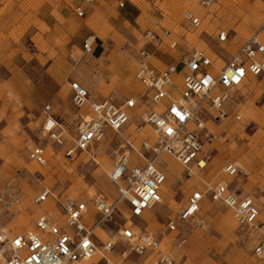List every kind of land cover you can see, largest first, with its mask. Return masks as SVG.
Masks as SVG:
<instances>
[{"label": "rangeland", "instance_id": "obj_1", "mask_svg": "<svg viewBox=\"0 0 264 264\" xmlns=\"http://www.w3.org/2000/svg\"><path fill=\"white\" fill-rule=\"evenodd\" d=\"M214 1L209 8L201 9L189 0H96L93 3L0 0V179L6 173L9 175L0 180V193L8 204L0 203V224L7 231L16 230L15 223L24 208L28 212L30 230L33 229L37 214L33 198L46 187L57 194L65 193L90 202L97 196L108 203L118 198L116 186L108 178L118 149L117 135L107 133L94 144L90 153L78 154L72 160L64 157V147L72 144L79 122L78 117L68 114L72 106L69 82L75 81L76 76L85 78L86 84L82 82V85L91 94L93 89L98 90L94 97L98 98L101 92L112 101H118V98L144 93L140 84V88L126 90L130 81H136L133 76L136 53L147 30L160 34L169 29L179 42L177 49L165 46L155 49L157 63L175 62L192 48L206 47L225 62L251 35L258 34L264 40V0ZM76 6L84 9L83 17L74 13ZM187 9H194L203 17L200 28L191 29L183 19ZM93 24L109 32L107 41L95 35ZM217 29L229 35V42L222 46L214 41ZM88 36H94L95 45H100L101 57L111 58L112 61L103 64L114 66L118 71L101 73L103 64L97 57L83 53L82 43ZM49 63H54L66 78L69 100L60 96L58 102L49 103L34 97L37 95L35 86ZM85 70L89 75H82ZM128 79L129 83H125ZM17 92L26 97L29 94V99H20ZM47 105L50 108L45 111ZM224 108L223 120L204 117L208 131L215 136L214 140L203 138L205 169L195 171L188 180L183 177L182 184L178 185L176 178L183 173L172 171L170 157L162 155L160 163L166 172L162 191L174 192L173 196H164V192L162 203L142 219L130 218L125 203H117L111 220L99 227L104 240L93 234L98 250L115 236L117 243L110 259L119 264H151L150 257L128 252L127 244L117 237L126 224L159 237L160 249L180 264H264V256L256 257L252 250L258 233L231 224V211L207 198L196 218L179 223L177 231L166 229V223L175 219L193 189L205 190L226 179L222 167L227 162L239 167L235 177L226 179L231 188L238 196L251 197L259 207L260 219L264 220V76L250 78L233 90ZM47 115L61 119L64 129L61 146L53 143L42 129ZM140 121L137 115L133 118L135 123ZM35 145L46 147L47 162L43 166L27 158L28 148ZM103 154L109 155L107 162H103ZM245 162L247 169L242 167ZM57 209L52 208L51 213H57ZM226 214L229 219L224 222ZM26 230L23 228L16 233ZM177 239L183 240L179 247H176ZM93 264H103L102 256Z\"/></svg>", "mask_w": 264, "mask_h": 264}, {"label": "built area", "instance_id": "obj_2", "mask_svg": "<svg viewBox=\"0 0 264 264\" xmlns=\"http://www.w3.org/2000/svg\"><path fill=\"white\" fill-rule=\"evenodd\" d=\"M95 1L81 0L84 3ZM189 1L201 9L215 2ZM74 13L78 17L85 15L81 6H76ZM183 19L191 29L200 28L203 23V17L194 9L185 10ZM174 35L169 29L160 34L150 29L143 36L133 74L144 88L141 102L134 96L118 98V101L110 97L98 99L78 81L69 82L71 102L79 122L72 144L64 147V157L72 160L78 154L90 153L94 144L107 133L117 135L118 149L108 178L116 186L118 198L108 203L97 196L90 202L43 188L33 198L34 206L43 210L36 215L32 230L11 233L0 224V264H87L98 252L93 241L94 230L111 220L117 203H125L133 219H142L162 203L166 181V172L160 163L163 154L171 156L183 169V176L176 178L178 185L182 184L183 177L188 180L195 171L205 169L203 138L214 140L215 136L208 131L204 117L209 115L214 120H223L231 92L250 78L264 76V40L258 34L251 35L225 62L206 47L192 48L175 62L157 63L155 49L178 48L179 42ZM214 41L219 46L229 42L228 32L217 29ZM95 46L94 37L88 36L83 40L82 51L93 55ZM143 105L147 110H140ZM49 108L45 106V111ZM136 115L140 123L133 122ZM49 119L47 115L43 131L53 143L61 146L64 129ZM45 152L44 146L35 145L28 148L27 158L43 166L47 162ZM91 158L94 160L92 155ZM222 172L226 179L233 178L239 167L227 162ZM226 179L205 190L193 189L175 219L166 223V229L177 231L179 223L196 218L207 198L228 208L239 228L258 233L252 250L256 257H263L264 220L260 219L259 207L251 197L238 196ZM0 203L8 206L2 193ZM44 204L49 207L45 209ZM56 207L57 213H51ZM117 237L127 244L128 252L150 257L151 264H180L160 249L161 239L149 231L135 232V226L125 224ZM115 238L110 237L102 246L109 256L117 243ZM182 242V239L176 241V247ZM125 253L126 250L122 255ZM109 256H102L103 264H119Z\"/></svg>", "mask_w": 264, "mask_h": 264}, {"label": "crops", "instance_id": "obj_3", "mask_svg": "<svg viewBox=\"0 0 264 264\" xmlns=\"http://www.w3.org/2000/svg\"><path fill=\"white\" fill-rule=\"evenodd\" d=\"M92 37H94V36H92ZM102 54H103V52L100 48V45H96L92 57L94 59H96V57H97V59H99ZM116 71H118V70H116V68L114 66H110L109 64H103V68H102L101 73L105 72V73H109V74H114V72H116ZM82 75L87 76V75H89V72L87 70H85ZM75 79H76L75 81H78L80 84H82V82L86 84V80L83 77H79V76L77 77L76 76ZM65 80H66V78L64 79V77L58 72L57 67L54 65V63L47 64L45 66L44 75H43L42 79L40 81H38L36 86H35V92L37 93V95L34 97H38L39 99H42L44 101H48L49 103L58 102L60 96L65 97L66 99L68 98V100H69V94L67 91ZM93 91L94 92L92 95L94 96L95 93L98 92V90L93 89ZM17 94H18L19 98L22 100L27 101V99H29V94L27 97H26V95H23L20 92H17ZM98 95H99L98 99L106 98L104 96V94L101 92L98 93ZM141 95L140 94H134L132 96L135 97L136 101L141 102V101H143L141 99ZM147 108L148 107L146 105H143L140 108V110H147ZM68 110H69L68 114L70 116L74 115V117H77V111L73 107V105L71 107H69ZM51 119L53 121H55L56 124H58L59 126L62 127L60 118H58L56 116H52ZM62 129H63V127H62ZM86 201H88V200H86Z\"/></svg>", "mask_w": 264, "mask_h": 264}, {"label": "bare ground", "instance_id": "obj_4", "mask_svg": "<svg viewBox=\"0 0 264 264\" xmlns=\"http://www.w3.org/2000/svg\"><path fill=\"white\" fill-rule=\"evenodd\" d=\"M92 28H93V30H94V33H95V35L99 38V39H101V40H103V41H107L108 39H109V32L106 30V29H103V28H99L97 25H95V24H93V26H92ZM112 61L111 60V58L110 57H108V56H102L101 58H99L98 59V61H99V63L100 64H103L104 63V61ZM122 75H124V73L123 72H120ZM129 79L128 80H125L124 82L125 83H129ZM131 83H129V88L126 90V91H128V92H130V91H132V90H134V89H137V88H140V85H139V83L137 82V81H130ZM50 121H51V119H49ZM42 129H43V127H42ZM16 149H17V147H16ZM92 151H93V149H92ZM101 152H98V154H100ZM163 155H165V154H163ZM109 155H106V154H103V155H101V157H102V160H103V162H107V157H108ZM168 157H170V164H169V167L172 169V171H177V173L179 172V173H181L182 172V168H181V166L177 163V161L176 160H174L171 156H169L168 155ZM242 167L244 168V169H247L248 168V164L245 162L243 165H242ZM29 172H33V169H29L28 170ZM9 175L6 173V175L5 176H2V178L0 179V180H3V178H6V177H8ZM167 190L165 189L164 190V192H165V194H164V196L166 195V194H168L170 197L171 196H173V194H174V192H166ZM163 192V193H164ZM170 206H173V204H171L170 203ZM43 207L46 209V208H48L49 207V204H44L43 205ZM35 210H36V212H37V214L42 210V207L41 208H39V207H36L35 206ZM36 214V215H37ZM27 215H28V212H27V210L24 208V212H23V214L17 219V221H16V223H15V225H16V230H14V232L16 233V232H22V229L24 228V229H27L26 230V232H28V231H30V229H31V225H29L30 224V221H29V218L27 217ZM224 219V222H227L228 221V219H229V215L228 214H226V216L223 218ZM231 224H235V221H234V219H231ZM5 228V227H4ZM137 230L135 229V232H136ZM14 232H11V233H14ZM94 234H96L102 241L104 240V234L102 233V230H100L99 228H97V229H95V231H94ZM106 256V257H108L109 256V254L108 253H105L103 250H98V252L96 253V255L91 259V260H89L88 262H87V264H93V263H96L98 260H99V258L101 257V256ZM111 255V254H110Z\"/></svg>", "mask_w": 264, "mask_h": 264}]
</instances>
